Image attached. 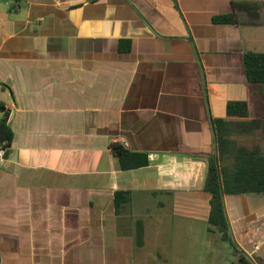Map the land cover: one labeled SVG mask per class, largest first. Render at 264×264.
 Masks as SVG:
<instances>
[{
	"label": "crops",
	"instance_id": "obj_1",
	"mask_svg": "<svg viewBox=\"0 0 264 264\" xmlns=\"http://www.w3.org/2000/svg\"><path fill=\"white\" fill-rule=\"evenodd\" d=\"M233 2L264 0H0V103L17 160L0 158V264L193 260L210 215V118L232 101L264 113L243 63L264 53V25L213 22ZM113 142L148 165L123 169ZM225 207L235 243L264 264V195Z\"/></svg>",
	"mask_w": 264,
	"mask_h": 264
},
{
	"label": "trees",
	"instance_id": "obj_2",
	"mask_svg": "<svg viewBox=\"0 0 264 264\" xmlns=\"http://www.w3.org/2000/svg\"><path fill=\"white\" fill-rule=\"evenodd\" d=\"M264 2H233V12L214 17L215 24L240 26L264 25ZM131 50L129 40L121 41V53ZM248 84L253 88V98L264 99V53L247 52L243 58ZM0 103V150L11 148L14 132L8 122V113ZM215 150L207 156V174L204 191L210 196L209 233L218 232L230 244L238 264H255L235 243L226 213L225 197L229 195H264V149L258 143L241 142V138L254 137L264 128V113L254 114L248 102L232 101L227 105V117L210 118ZM113 153L119 157L123 169H137L148 165V154L132 152L113 142ZM130 202L127 193L116 194L120 208ZM143 229L139 226L137 244L142 246Z\"/></svg>",
	"mask_w": 264,
	"mask_h": 264
},
{
	"label": "rangeland",
	"instance_id": "obj_3",
	"mask_svg": "<svg viewBox=\"0 0 264 264\" xmlns=\"http://www.w3.org/2000/svg\"><path fill=\"white\" fill-rule=\"evenodd\" d=\"M258 143L264 149V128L254 137L241 138V142ZM171 212H169V216ZM168 216V217H169ZM167 217V218H168ZM203 234V231H202ZM203 238L193 242V260L189 257L188 264H238L237 257L233 254V249L229 243L224 242L218 232L209 234L204 230ZM151 264H179L182 259L172 257L167 262L157 257L151 258Z\"/></svg>",
	"mask_w": 264,
	"mask_h": 264
},
{
	"label": "water",
	"instance_id": "obj_4",
	"mask_svg": "<svg viewBox=\"0 0 264 264\" xmlns=\"http://www.w3.org/2000/svg\"><path fill=\"white\" fill-rule=\"evenodd\" d=\"M3 159L6 161L5 168L12 170L14 164L16 163V152L14 154H10V152H6L3 156Z\"/></svg>",
	"mask_w": 264,
	"mask_h": 264
},
{
	"label": "built area",
	"instance_id": "obj_5",
	"mask_svg": "<svg viewBox=\"0 0 264 264\" xmlns=\"http://www.w3.org/2000/svg\"><path fill=\"white\" fill-rule=\"evenodd\" d=\"M6 151L4 149L0 150V158H3V156L5 155Z\"/></svg>",
	"mask_w": 264,
	"mask_h": 264
}]
</instances>
